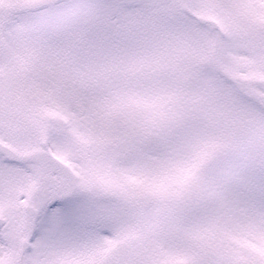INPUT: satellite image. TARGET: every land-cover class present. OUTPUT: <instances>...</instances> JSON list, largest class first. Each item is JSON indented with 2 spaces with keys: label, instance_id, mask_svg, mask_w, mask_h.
I'll return each instance as SVG.
<instances>
[{
  "label": "snow or ice",
  "instance_id": "1",
  "mask_svg": "<svg viewBox=\"0 0 264 264\" xmlns=\"http://www.w3.org/2000/svg\"><path fill=\"white\" fill-rule=\"evenodd\" d=\"M0 264H264V0H0Z\"/></svg>",
  "mask_w": 264,
  "mask_h": 264
}]
</instances>
